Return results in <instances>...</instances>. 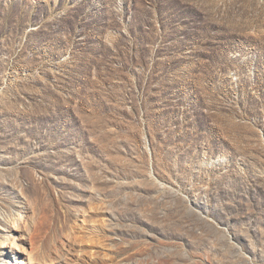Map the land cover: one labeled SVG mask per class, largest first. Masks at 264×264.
Wrapping results in <instances>:
<instances>
[{"label": "rangeland", "instance_id": "rangeland-1", "mask_svg": "<svg viewBox=\"0 0 264 264\" xmlns=\"http://www.w3.org/2000/svg\"><path fill=\"white\" fill-rule=\"evenodd\" d=\"M264 264V0H0V264Z\"/></svg>", "mask_w": 264, "mask_h": 264}, {"label": "bare ground", "instance_id": "bare-ground-1", "mask_svg": "<svg viewBox=\"0 0 264 264\" xmlns=\"http://www.w3.org/2000/svg\"><path fill=\"white\" fill-rule=\"evenodd\" d=\"M17 262H18V264H25L24 262L19 261V260H17Z\"/></svg>", "mask_w": 264, "mask_h": 264}]
</instances>
